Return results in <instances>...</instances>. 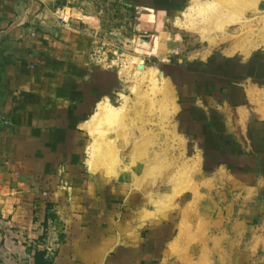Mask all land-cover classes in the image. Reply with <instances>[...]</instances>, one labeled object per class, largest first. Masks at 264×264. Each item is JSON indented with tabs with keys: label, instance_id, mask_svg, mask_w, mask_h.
I'll return each instance as SVG.
<instances>
[{
	"label": "rangeland",
	"instance_id": "obj_1",
	"mask_svg": "<svg viewBox=\"0 0 264 264\" xmlns=\"http://www.w3.org/2000/svg\"><path fill=\"white\" fill-rule=\"evenodd\" d=\"M223 1H50L57 59L12 149L41 199L28 246L42 260L264 264V0H237L234 19ZM140 37L160 46L145 73Z\"/></svg>",
	"mask_w": 264,
	"mask_h": 264
},
{
	"label": "crops",
	"instance_id": "obj_2",
	"mask_svg": "<svg viewBox=\"0 0 264 264\" xmlns=\"http://www.w3.org/2000/svg\"><path fill=\"white\" fill-rule=\"evenodd\" d=\"M50 1L0 0V264L37 262L28 245L35 228L33 208L41 199L21 164L13 162L12 149L21 140L19 127L29 126L18 121V111L31 110L29 101L45 92L52 77L48 67L57 59L52 46L61 29L51 24L61 23Z\"/></svg>",
	"mask_w": 264,
	"mask_h": 264
},
{
	"label": "bare ground",
	"instance_id": "obj_3",
	"mask_svg": "<svg viewBox=\"0 0 264 264\" xmlns=\"http://www.w3.org/2000/svg\"><path fill=\"white\" fill-rule=\"evenodd\" d=\"M236 4H237V0H224L223 1V4L222 5H223L224 9L227 8V13L225 12L226 14L224 15L225 17L230 18V19H234V17H237L239 15L238 6H236ZM239 9H241V7H239ZM70 13H72L70 15H72L74 17H79V18L82 19V15L79 14L78 12H76V11L71 12L70 11ZM132 43H133V47L135 49L136 55L132 59L130 57V59L132 60L131 64H133L134 66L136 65V67L134 68V69H136V73H145L144 60L141 58V55L144 56V55H150V54L158 53V50H159V47L160 46L158 44H156L157 47L155 45H153V46L156 47V48H153L149 44V42L147 41V39H145L144 37L135 38ZM132 43H130V44H132ZM125 62H127V61L125 60ZM122 67H124V66H122ZM120 69H121V67H120ZM133 74H134V72H133ZM152 104H153V102L150 103V106H152ZM149 109H152V107L149 108ZM97 110H103L105 120L106 121H109V123L111 125H116L119 121L122 120V116H123L122 113L121 112H118L119 110H116L115 108L113 109V107L107 101H103L102 103L100 102L99 109H97ZM97 114H98V112H97ZM96 118H97L96 116H95V118L93 116V118H92L93 120L91 122L92 124H94L93 121ZM144 144L141 145V149H144L145 148V147L143 148ZM96 150H97L96 147H95V149H92V153H91L92 154L91 155V158L92 159H91V162H90L91 163V166L100 165L99 163L102 162L98 158L99 155L97 154V152L99 153V151L96 152ZM111 153H112L111 151H108V153H105V157L108 158V156L110 155V157L113 158V156H115L114 155V152L112 153V155H111ZM162 154H163V152L156 153L155 154V157L153 158L152 164H148V165L146 164L147 165L146 171H145V175L146 176H154V173H157V171L159 170V167L162 166V165H164L166 159H165V157L164 158L163 157L161 158V155ZM105 167H106V170L109 172L111 170L112 165H110L108 163V164L105 165Z\"/></svg>",
	"mask_w": 264,
	"mask_h": 264
},
{
	"label": "trees",
	"instance_id": "obj_4",
	"mask_svg": "<svg viewBox=\"0 0 264 264\" xmlns=\"http://www.w3.org/2000/svg\"><path fill=\"white\" fill-rule=\"evenodd\" d=\"M36 264H51L50 262H40L41 260H40V256L39 255H37V257H36Z\"/></svg>",
	"mask_w": 264,
	"mask_h": 264
},
{
	"label": "water",
	"instance_id": "obj_5",
	"mask_svg": "<svg viewBox=\"0 0 264 264\" xmlns=\"http://www.w3.org/2000/svg\"><path fill=\"white\" fill-rule=\"evenodd\" d=\"M145 38H147V39H148L149 37H145Z\"/></svg>",
	"mask_w": 264,
	"mask_h": 264
}]
</instances>
